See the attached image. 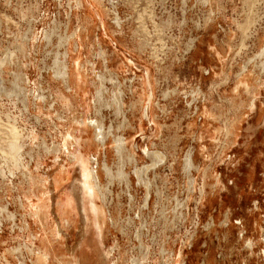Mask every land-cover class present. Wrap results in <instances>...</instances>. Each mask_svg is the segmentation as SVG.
I'll list each match as a JSON object with an SVG mask.
<instances>
[{"label":"rangeland","instance_id":"374dc122","mask_svg":"<svg viewBox=\"0 0 264 264\" xmlns=\"http://www.w3.org/2000/svg\"><path fill=\"white\" fill-rule=\"evenodd\" d=\"M209 3L0 0V264H264V0Z\"/></svg>","mask_w":264,"mask_h":264},{"label":"bare ground","instance_id":"6f19581e","mask_svg":"<svg viewBox=\"0 0 264 264\" xmlns=\"http://www.w3.org/2000/svg\"><path fill=\"white\" fill-rule=\"evenodd\" d=\"M204 3L208 4L209 3V0H202ZM210 4V3H209ZM210 9V8H209ZM212 9V8H211ZM89 10V9H88ZM91 14V13H90ZM213 14V11L209 12V14L203 19V24L204 26L207 24V21L211 20V16ZM83 15V14H82ZM117 24H119L118 21H116ZM203 26V25H202ZM207 27V25L205 26ZM204 28V27H203ZM103 39V38H102ZM101 39V40H102ZM191 42V41H190ZM188 42L187 43V46L190 47L191 46V43ZM142 43H145L144 41H142ZM245 43V41H244ZM195 45V43L193 44V46ZM237 49V48H236ZM245 50V49H244ZM202 51V50H201ZM104 52V51H102ZM101 52V53H102ZM101 53L99 52L98 55H101ZM103 54V53H102ZM256 59L258 58V61H259V64L258 66H263L264 65V48L261 49L259 51V53H257L255 55ZM255 64V63H254ZM257 66V67H258ZM246 68V67H245ZM244 71V70H243ZM55 75H57V77H60L62 78L65 82L69 81V78H70V75H69V71H68V67L64 66V70L60 73V72H57ZM65 76V77H63ZM228 77H226V80H227ZM104 79V76L99 74L98 75V82L100 85H102V80ZM237 79V78H236ZM244 78H242L243 80ZM237 81V80H236ZM253 89V88H252ZM2 90V89H0ZM101 89H98L96 90V93L97 95H99ZM232 95V94H231ZM235 95V94H234ZM117 99V94H115L113 96V101H115ZM0 100H2V98L0 97ZM230 109V108H229ZM241 110V109H240ZM234 114V113H233ZM226 115V114H225ZM228 116V115H227ZM3 117V116H2ZM1 115H0V159L3 160L4 164L6 163L7 161V157L9 155L10 157V161H11V164H12V168H13V171L10 167H8V170H9V173L10 174H14V170H19L20 168V165H22V159H21V151H22V142H21V137H20V134L18 133V130L16 129V127L14 126L13 123H11V120L9 118V116L6 114L5 115V118L6 119H2ZM242 120V119H241ZM240 121V120H239ZM237 124V123H236ZM239 124V123H238ZM221 125V124H220ZM219 125V126H220ZM233 124L228 120V117L225 118L224 120V128H225V133L228 134L229 132V129L230 127L232 126ZM234 126V125H233ZM223 127V126H222ZM236 129V128H235ZM234 129V130H235ZM222 131V130H221ZM233 131V129H232ZM237 132V130H236ZM106 136L108 135V133L105 134ZM229 136V135H228ZM234 136V134H233ZM231 137V136H230ZM106 137L103 136L102 134V142L104 141ZM115 140H117V152L120 154V152L123 150V146L122 144L119 142L120 138H116ZM228 141V140H227ZM128 154V153H127ZM127 158H131V156L128 154V155H125ZM124 156V157H125ZM120 162L122 163L123 162V158L122 156H120ZM191 167H193V159H192V156L190 154L187 155L185 161H184V168L186 170H190ZM104 168L106 169V173L107 175L110 177V178H113L114 175L111 173V170L109 167H107L106 165H104ZM4 173L5 171L0 168V176H4ZM101 173V172H100ZM116 176L121 179L124 174H123V167H121L119 170H117L116 172ZM25 175V174H24ZM98 178H99V172H96V176H94V179L96 181V184L98 186V188L100 189V185L98 183ZM24 179V178H23ZM29 179V178H28ZM27 179V180H28ZM26 181V180H25ZM30 182V181H29ZM34 182V181H32ZM31 184V182H30ZM32 185V184H31ZM30 186V185H29ZM35 189V188H34ZM29 190V189H28ZM39 191H42L41 189ZM204 188L202 190H200L201 194L204 193ZM100 192V191H99ZM42 192H40L41 194ZM39 194V195H40ZM102 194V193H101ZM214 197V196H213ZM41 198V197H40ZM44 198V197H43ZM40 201V199H39ZM43 203V201H41ZM213 202V200H212ZM45 203V202H44ZM165 210V209H164ZM166 214V212H165ZM164 214V215H165ZM175 215V214H174ZM170 217V216H169ZM166 219V217H164ZM51 244V243H50ZM47 262V261H46ZM62 262V261H61ZM84 262V260H83ZM45 262L42 260V258L40 257V262L38 264H44ZM84 264V263H83Z\"/></svg>","mask_w":264,"mask_h":264}]
</instances>
